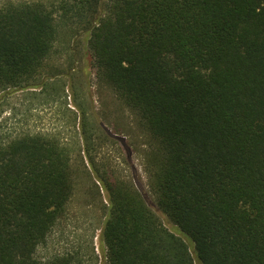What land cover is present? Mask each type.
Instances as JSON below:
<instances>
[{
    "label": "trees",
    "instance_id": "16d2710c",
    "mask_svg": "<svg viewBox=\"0 0 264 264\" xmlns=\"http://www.w3.org/2000/svg\"><path fill=\"white\" fill-rule=\"evenodd\" d=\"M81 31L149 135V190L187 240L132 179L98 175L84 111L72 142L2 129L11 91L62 92L42 74ZM89 174L106 190L100 226L40 254ZM97 231L102 264H264V0L0 2V264H99Z\"/></svg>",
    "mask_w": 264,
    "mask_h": 264
},
{
    "label": "rangeland",
    "instance_id": "374dc122",
    "mask_svg": "<svg viewBox=\"0 0 264 264\" xmlns=\"http://www.w3.org/2000/svg\"><path fill=\"white\" fill-rule=\"evenodd\" d=\"M72 52L73 59L70 58ZM49 64L42 74V81L50 80L58 84L62 92H53L48 97L47 85V89L42 87L36 95L26 89L11 91L2 115L4 132H53L72 142L81 127V114L84 111L86 126L95 133L91 156L98 175L106 171L113 172L115 177L132 179L164 225L182 236L156 207L148 187L143 154L148 146L149 135L140 125L134 111L98 77L86 48L84 33L77 32L71 49H62ZM106 202V190L102 183L91 174L84 176L76 184L67 214L49 238L47 247L40 249L39 253L63 250L80 239L84 240L85 235L90 234V229L100 226ZM98 234L99 231L94 237V245L99 256L98 263L102 264L104 257Z\"/></svg>",
    "mask_w": 264,
    "mask_h": 264
}]
</instances>
